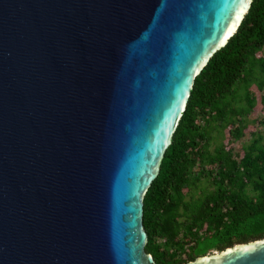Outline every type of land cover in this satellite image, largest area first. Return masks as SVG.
<instances>
[{
	"label": "water",
	"instance_id": "water-1",
	"mask_svg": "<svg viewBox=\"0 0 264 264\" xmlns=\"http://www.w3.org/2000/svg\"><path fill=\"white\" fill-rule=\"evenodd\" d=\"M252 2L0 0V264H155L144 196ZM187 264H264V239Z\"/></svg>",
	"mask_w": 264,
	"mask_h": 264
},
{
	"label": "trees",
	"instance_id": "trees-1",
	"mask_svg": "<svg viewBox=\"0 0 264 264\" xmlns=\"http://www.w3.org/2000/svg\"><path fill=\"white\" fill-rule=\"evenodd\" d=\"M142 223L155 264L264 239V0L195 78Z\"/></svg>",
	"mask_w": 264,
	"mask_h": 264
},
{
	"label": "rangeland",
	"instance_id": "rangeland-1",
	"mask_svg": "<svg viewBox=\"0 0 264 264\" xmlns=\"http://www.w3.org/2000/svg\"><path fill=\"white\" fill-rule=\"evenodd\" d=\"M256 116H257V115H255V117H256ZM247 139H248V137H246V138L242 139L240 142H237L236 144H234L235 149H237V148L241 145V143H242L243 141L247 140Z\"/></svg>",
	"mask_w": 264,
	"mask_h": 264
}]
</instances>
